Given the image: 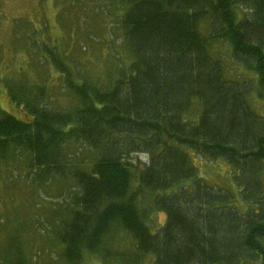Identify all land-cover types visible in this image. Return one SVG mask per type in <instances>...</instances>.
<instances>
[{
    "label": "trees",
    "instance_id": "16d2710c",
    "mask_svg": "<svg viewBox=\"0 0 264 264\" xmlns=\"http://www.w3.org/2000/svg\"><path fill=\"white\" fill-rule=\"evenodd\" d=\"M107 2L122 61L104 81L26 36L71 105L11 80L0 173L22 171L51 206L35 216L41 242L23 219L0 223V264H82L86 253L101 264H264V0ZM220 41L253 73L262 115L252 82L211 53ZM192 155L223 160L233 189L207 184ZM152 212L164 214L157 228Z\"/></svg>",
    "mask_w": 264,
    "mask_h": 264
},
{
    "label": "rangeland",
    "instance_id": "374dc122",
    "mask_svg": "<svg viewBox=\"0 0 264 264\" xmlns=\"http://www.w3.org/2000/svg\"><path fill=\"white\" fill-rule=\"evenodd\" d=\"M107 3V0H0V108L11 112L7 93L11 92V80L18 82L19 78L27 87L35 83L43 84L52 93L50 103L53 105H71L66 101L68 96L58 73L50 64H46L40 50L35 47L37 45L32 46L28 38L26 41L29 30L37 33L40 42H47L51 47L56 45L66 64L71 61L72 71H82L99 81L106 80L122 61L120 31L113 17L118 12L112 10L111 6L107 8ZM210 51L222 58L228 76L247 78L252 82L247 99L255 113L262 115V102L256 94L255 78L250 69L231 56L225 42L211 43ZM12 112L17 113V110L12 109ZM138 158L139 168H142L146 157L140 155ZM191 159L207 184L233 189L230 170L223 160L205 162L194 155ZM27 178L20 170H11L10 180L0 173V223L8 224L9 219L25 220L23 224L37 243L41 242V234L36 230L42 229L43 225L37 223L35 216L39 218V215L47 214L51 201L44 197L43 192L38 194L35 188L30 187L25 181ZM53 202L57 203V200ZM237 206L243 208L241 202ZM148 221L157 228L162 225L164 214L152 212ZM149 261L147 257L145 264ZM82 264L101 263L94 254L86 253Z\"/></svg>",
    "mask_w": 264,
    "mask_h": 264
}]
</instances>
